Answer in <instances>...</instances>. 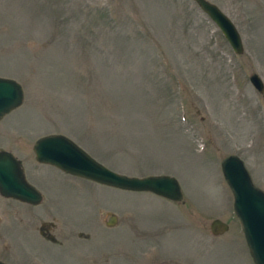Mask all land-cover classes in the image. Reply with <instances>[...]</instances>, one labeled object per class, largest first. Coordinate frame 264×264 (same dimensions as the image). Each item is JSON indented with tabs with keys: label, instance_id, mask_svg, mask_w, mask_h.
<instances>
[{
	"label": "rangeland",
	"instance_id": "rangeland-1",
	"mask_svg": "<svg viewBox=\"0 0 264 264\" xmlns=\"http://www.w3.org/2000/svg\"><path fill=\"white\" fill-rule=\"evenodd\" d=\"M209 1L241 53L193 0H0V76L23 91L0 117V149L42 195L0 194V260L11 249L38 264H254L220 160L239 156L264 191V99L248 79L264 93V0ZM51 132L115 171L174 176L182 200L37 162L32 143Z\"/></svg>",
	"mask_w": 264,
	"mask_h": 264
},
{
	"label": "water",
	"instance_id": "water-1",
	"mask_svg": "<svg viewBox=\"0 0 264 264\" xmlns=\"http://www.w3.org/2000/svg\"><path fill=\"white\" fill-rule=\"evenodd\" d=\"M219 28L231 49L242 52L239 33L230 18L209 0H193ZM264 99L263 82L257 73L248 76ZM22 87L11 77L0 76V117L17 107L22 100ZM36 161L53 165L67 173L92 181L133 191H150L167 199L182 200L178 180L169 174L127 175L115 171L93 158L68 136L52 132L37 137L32 144ZM220 170L232 194V209L254 264H264V192L256 187L239 156L228 154L220 160ZM0 194L28 203L41 198L38 189L24 177L20 161L8 150H0ZM113 217L107 221L111 223ZM219 218L209 222L211 233L226 230ZM0 264H5L0 261Z\"/></svg>",
	"mask_w": 264,
	"mask_h": 264
},
{
	"label": "flooded vegetation",
	"instance_id": "flooded-vegetation-1",
	"mask_svg": "<svg viewBox=\"0 0 264 264\" xmlns=\"http://www.w3.org/2000/svg\"><path fill=\"white\" fill-rule=\"evenodd\" d=\"M63 172H65V171H63ZM65 173H67V172H65ZM41 198H42V195H41ZM41 198H40V200H41ZM0 218H1V216H0ZM39 234L45 239L54 240L53 235L50 232H48V231H39ZM77 235L80 236V235H83V234L79 233ZM2 259H3V261L2 260L1 261L6 263V264H38L34 260H32L30 258H25V259L24 258L23 259L19 258L11 249L4 250L3 255H2Z\"/></svg>",
	"mask_w": 264,
	"mask_h": 264
}]
</instances>
